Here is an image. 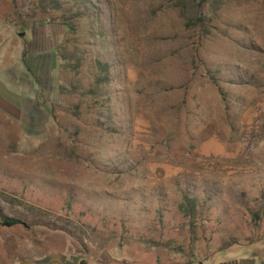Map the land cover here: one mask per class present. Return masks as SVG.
Wrapping results in <instances>:
<instances>
[{
	"label": "rangeland",
	"instance_id": "rangeland-1",
	"mask_svg": "<svg viewBox=\"0 0 264 264\" xmlns=\"http://www.w3.org/2000/svg\"><path fill=\"white\" fill-rule=\"evenodd\" d=\"M57 2L0 0V264H264V89L200 77L264 82V0Z\"/></svg>",
	"mask_w": 264,
	"mask_h": 264
},
{
	"label": "trees",
	"instance_id": "trees-1",
	"mask_svg": "<svg viewBox=\"0 0 264 264\" xmlns=\"http://www.w3.org/2000/svg\"><path fill=\"white\" fill-rule=\"evenodd\" d=\"M55 7L56 9L60 8L61 5L57 2V0L55 1ZM80 14L81 10H78ZM185 17V25L189 28L192 27H197V26H203L204 24V15L200 12L199 15H196L194 17H186L185 14L183 15ZM63 26L65 27V29L71 28L69 23H63ZM62 60H66L65 57L62 58ZM96 66L98 68V73L101 75L96 76L95 80L97 83H101V82H105V80L103 79V76L105 77L107 74V66L106 64L98 61L96 63ZM219 70L215 69L212 70L210 68H206L204 73L200 75V77L204 78L205 81L207 83H209L210 85H212L213 87L216 88V90L218 91V94L220 95V101L221 103H223L225 106H228L229 102H230V92L233 91V87L234 86H238V87H243L246 89H250V90H262L264 89V82L261 81L260 79H258L255 75L248 73L247 71L244 72V74H238L236 76V81L237 83L234 85L228 84L226 86H221L219 84ZM98 89V86L96 87ZM92 93H95V90L92 91ZM190 202H187L184 205V213L188 216H193L194 213V203H192L191 200H189ZM262 212L259 209H249V214L251 216V219L253 220V222H259L261 220V216L264 215V207H261ZM0 220L1 222H3L6 225H12L17 223L18 221L12 218H4L0 216Z\"/></svg>",
	"mask_w": 264,
	"mask_h": 264
},
{
	"label": "water",
	"instance_id": "water-1",
	"mask_svg": "<svg viewBox=\"0 0 264 264\" xmlns=\"http://www.w3.org/2000/svg\"><path fill=\"white\" fill-rule=\"evenodd\" d=\"M123 264H129V263H128V261L124 260V261H123Z\"/></svg>",
	"mask_w": 264,
	"mask_h": 264
},
{
	"label": "bare ground",
	"instance_id": "bare-ground-1",
	"mask_svg": "<svg viewBox=\"0 0 264 264\" xmlns=\"http://www.w3.org/2000/svg\"><path fill=\"white\" fill-rule=\"evenodd\" d=\"M206 149H208V147L206 146ZM209 150V149H208Z\"/></svg>",
	"mask_w": 264,
	"mask_h": 264
}]
</instances>
